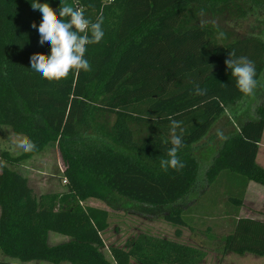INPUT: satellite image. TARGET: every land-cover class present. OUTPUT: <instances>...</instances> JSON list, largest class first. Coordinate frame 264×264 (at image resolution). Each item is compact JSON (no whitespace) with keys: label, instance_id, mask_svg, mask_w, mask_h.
<instances>
[{"label":"trees","instance_id":"obj_1","mask_svg":"<svg viewBox=\"0 0 264 264\" xmlns=\"http://www.w3.org/2000/svg\"><path fill=\"white\" fill-rule=\"evenodd\" d=\"M242 1L253 10L264 6V0H39L57 14L68 5L91 22L102 20L104 31L99 43L86 46L91 71L50 82L30 63L33 54L51 52L50 43H39L42 13L31 7L34 0H0V127L36 145L28 153L0 154V250L19 260L0 264L204 260L198 247L147 233L124 246L108 245V258L103 233L110 214L83 202L94 198L119 209L118 199H126L145 212H163L175 226L193 228L189 215L203 195L209 199L207 189L228 181L229 191L237 192L229 197L237 211L250 181L264 186V167L256 160L264 132V36L230 39L206 20L235 11L246 15ZM229 52L254 64L258 84L251 96L239 91L227 68ZM243 101L250 102V114L204 162L196 145ZM173 120L180 122L175 134L182 138L183 167L164 171L160 161L172 147ZM138 126L147 134L133 141ZM53 144L67 189L37 196L13 167ZM51 232L70 239L50 245ZM223 242L225 253L264 256V220L237 217Z\"/></svg>","mask_w":264,"mask_h":264},{"label":"rangeland","instance_id":"obj_2","mask_svg":"<svg viewBox=\"0 0 264 264\" xmlns=\"http://www.w3.org/2000/svg\"><path fill=\"white\" fill-rule=\"evenodd\" d=\"M241 6L246 9V15L244 16L235 11L217 18L210 16L206 20L213 22L220 29L226 31L230 39L250 35L264 36V6L261 7V10H253L250 8L251 6L243 1ZM246 101H243L241 105L234 106L231 110L227 109L225 114L219 117L210 127L207 135L196 145L195 154L202 158L204 162L209 153L216 151L219 147L221 139L217 136L218 130L226 136L237 129L238 121H243L246 114H250V105H248L250 102L246 104ZM113 121L114 117L111 119V123ZM132 130L133 141H137L147 134V129L143 127H133ZM25 138V136L14 134L9 126H1L0 154L3 151H9L12 155L21 154L24 151L16 146V141ZM261 144L264 145V132ZM257 163L264 166V146L258 152ZM13 168L30 180H28L29 185L37 196L47 192H60L67 189V184L63 183L64 163L57 144L48 146L41 153ZM257 185L247 187L244 194V204L237 211L229 201L230 195L237 192L229 191L228 181L221 183L219 186L217 185L216 192L214 190L209 193L210 189H207L205 195H208L209 199H205L203 195L201 204L200 202L196 204L193 202L195 204L194 208H197L195 213L189 215L192 218L190 225L193 228L175 226L164 219L163 212H145L140 204L131 203L126 199H118L116 205L119 209H113L104 201L94 198L87 199L83 202V205L105 209L110 214L109 227L103 233L105 241L103 251L108 258H110L108 245L124 246L137 235L147 233L202 249L206 255L200 264H264V256L249 253H225L223 251V237L232 230L233 221L237 217H252L264 220V186L258 183ZM235 193L234 195H236ZM213 197L216 200H211ZM69 239L68 236L51 232L48 243L56 245ZM0 260L19 262L18 259L7 256L1 250ZM28 264L53 263L40 260ZM60 264L72 263L62 262Z\"/></svg>","mask_w":264,"mask_h":264},{"label":"clouds","instance_id":"obj_3","mask_svg":"<svg viewBox=\"0 0 264 264\" xmlns=\"http://www.w3.org/2000/svg\"><path fill=\"white\" fill-rule=\"evenodd\" d=\"M31 7L42 13V22L38 27L39 43L43 45L48 42L51 46L50 55L36 53L30 57L31 69L50 82L66 79L70 73L78 75L81 70L91 71V65L85 59L86 46L99 43L103 39L102 20L91 22L80 10L68 5L60 6L59 14L47 2L40 3L39 0H34ZM31 27L35 29L36 23L33 22ZM234 56V52H229V58L225 60V64L231 70L232 76L236 78L239 91L246 97L251 96L258 84L255 78V66L245 57L233 59ZM197 92H202V90L197 88ZM178 127H180V122L173 120L171 124L172 147L168 149L167 159L160 161V167L164 171L169 168L183 167L178 157V150L182 147V138L175 134ZM217 136L222 141L228 139L219 130ZM16 146L25 153L32 152L36 148V145L26 138L16 141Z\"/></svg>","mask_w":264,"mask_h":264},{"label":"crops","instance_id":"obj_4","mask_svg":"<svg viewBox=\"0 0 264 264\" xmlns=\"http://www.w3.org/2000/svg\"><path fill=\"white\" fill-rule=\"evenodd\" d=\"M262 137H263V135H262ZM262 140V139H261ZM262 146H264L263 144H261V142H260V144H259V150H260V148L262 147ZM257 160V159H256ZM261 166V165H260ZM262 167H264V166H262ZM29 180V179H28ZM30 181V180H29ZM29 184H30V182H29ZM257 185V183H255L254 181H250L249 182V185H248V188L249 187H251L252 185ZM257 186H259V185H257Z\"/></svg>","mask_w":264,"mask_h":264},{"label":"built area","instance_id":"obj_5","mask_svg":"<svg viewBox=\"0 0 264 264\" xmlns=\"http://www.w3.org/2000/svg\"><path fill=\"white\" fill-rule=\"evenodd\" d=\"M66 182H67L66 180H63V183H64V184H66Z\"/></svg>","mask_w":264,"mask_h":264}]
</instances>
